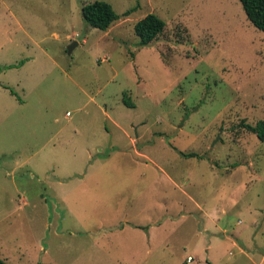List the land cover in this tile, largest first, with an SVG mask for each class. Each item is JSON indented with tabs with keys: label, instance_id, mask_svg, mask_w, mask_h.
<instances>
[{
	"label": "rangeland",
	"instance_id": "obj_1",
	"mask_svg": "<svg viewBox=\"0 0 264 264\" xmlns=\"http://www.w3.org/2000/svg\"><path fill=\"white\" fill-rule=\"evenodd\" d=\"M85 1L0 0V257L264 264V31L241 0H104L107 30Z\"/></svg>",
	"mask_w": 264,
	"mask_h": 264
},
{
	"label": "trees",
	"instance_id": "obj_2",
	"mask_svg": "<svg viewBox=\"0 0 264 264\" xmlns=\"http://www.w3.org/2000/svg\"><path fill=\"white\" fill-rule=\"evenodd\" d=\"M248 19L257 28L264 31V0H241ZM136 7L130 8L125 12V16L130 15ZM82 14L85 20L93 27L107 30L119 18L114 6L104 0L85 1L82 6ZM166 22L155 13H148L145 17L136 22L135 33L139 36L141 46H149L162 34L166 28ZM127 104L134 106L132 101ZM249 131L258 134L264 141V119L259 120L256 125L249 123L243 124ZM182 155H197L196 153H185ZM0 264H7L5 259L0 257Z\"/></svg>",
	"mask_w": 264,
	"mask_h": 264
},
{
	"label": "water",
	"instance_id": "obj_3",
	"mask_svg": "<svg viewBox=\"0 0 264 264\" xmlns=\"http://www.w3.org/2000/svg\"><path fill=\"white\" fill-rule=\"evenodd\" d=\"M75 44H76V43H72V44L69 46V48H68V51H69V52L72 51V49H73V47H74Z\"/></svg>",
	"mask_w": 264,
	"mask_h": 264
},
{
	"label": "built area",
	"instance_id": "obj_4",
	"mask_svg": "<svg viewBox=\"0 0 264 264\" xmlns=\"http://www.w3.org/2000/svg\"><path fill=\"white\" fill-rule=\"evenodd\" d=\"M188 260H193L192 256H190Z\"/></svg>",
	"mask_w": 264,
	"mask_h": 264
},
{
	"label": "bare ground",
	"instance_id": "obj_5",
	"mask_svg": "<svg viewBox=\"0 0 264 264\" xmlns=\"http://www.w3.org/2000/svg\"><path fill=\"white\" fill-rule=\"evenodd\" d=\"M76 195V194H75Z\"/></svg>",
	"mask_w": 264,
	"mask_h": 264
}]
</instances>
